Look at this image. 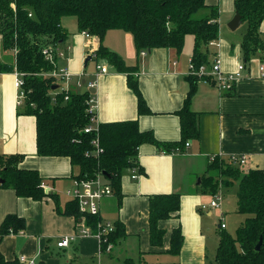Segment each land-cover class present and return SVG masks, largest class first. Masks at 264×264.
<instances>
[{
    "label": "crops",
    "instance_id": "crops-1",
    "mask_svg": "<svg viewBox=\"0 0 264 264\" xmlns=\"http://www.w3.org/2000/svg\"><path fill=\"white\" fill-rule=\"evenodd\" d=\"M206 3L216 4L218 8V37L214 44L210 43L207 47L209 61L212 62L213 57L219 55L223 72L236 71L238 65L244 63L242 77L229 92L220 91L210 77L198 78L190 109L197 118L199 138L188 139L189 144L183 151L165 153L151 143L139 146L138 163L144 172L141 170L137 178H132L131 169L124 170L121 176V203H118L114 193L100 202L101 220L112 223L120 220L125 227V237L118 245L104 252L100 241L92 235H80L68 247H57V240L77 231L78 220L60 214L49 195L41 200H33L17 196L10 187L0 186V224L7 214L12 213L21 216L25 222L23 229L9 231L1 237L0 252L5 258L24 257L25 260H33V264H111L114 258L121 256L136 260L143 252L147 262L160 264L175 259L162 251L169 247L170 233L179 224L184 236L177 257L180 264H212L206 247V216L201 213L206 211L209 216L212 208H201L202 204L209 202L202 200L201 180L198 181V178L214 156L244 154L245 167L264 169V77L260 76L258 67L261 63L256 56L247 63L243 61L240 49L243 31L235 37L220 35V28L228 24L236 13L233 0H206ZM202 11L203 16L209 13L208 9ZM240 25L234 30L225 27L236 31ZM260 29L264 31V19ZM108 32L111 33L110 38H107ZM191 37L189 52L152 48L145 49L142 54L137 53L129 32L109 29L105 33L101 42L119 53L127 64L136 65L133 73L150 109V113L146 114L138 115L137 97L127 84L125 72L117 71L105 59H95L107 65L108 70L94 78L98 71L97 63L91 69L88 64L94 59L95 49L100 42L97 36L87 37L83 32L71 36L68 32L61 44L67 59H57L56 66H66L72 74L68 88L87 90L94 96L98 123L136 119L139 128L151 130L157 140L176 141L180 138V118L176 112L182 107L189 90L186 77L193 46ZM9 52L12 60L0 48V62L14 63V50ZM89 54L91 57L85 62ZM79 78L86 82L95 79L96 84L92 88L78 87ZM15 81L13 72L0 71V154H24L21 165L38 170L50 193H56L60 206H63L67 200H71L65 190L72 186L78 167L72 165L68 157L37 155L35 117L17 113L21 103ZM231 188L235 194L236 187ZM171 192L180 193L178 216L159 221V226L165 230L163 243L161 246H151L149 197ZM80 220L85 223L84 215ZM214 238L215 250L218 240L216 233Z\"/></svg>",
    "mask_w": 264,
    "mask_h": 264
},
{
    "label": "trees",
    "instance_id": "trees-1",
    "mask_svg": "<svg viewBox=\"0 0 264 264\" xmlns=\"http://www.w3.org/2000/svg\"><path fill=\"white\" fill-rule=\"evenodd\" d=\"M235 12L246 24L240 49L243 61L254 56L264 64V31L260 29L264 19V0H233ZM208 9L203 17H193L199 10ZM73 16L79 32L95 35L100 42L94 59H105L114 69L127 74V84L137 97L138 115L150 113V109L134 76L136 65H129L117 52L101 41L109 29H122L132 36L137 53L152 48H173L179 53L187 34L193 36L191 62L196 68L210 64L211 42L218 37V8L206 0H0V44L3 51L15 50L14 63L0 62V71L22 73L24 98L18 114L33 115L36 126V153L39 156L68 157L78 167L76 178H91L102 173L112 186L121 203V176L124 170L137 167L138 148L142 143L154 144L165 153L183 151L188 139L199 138L195 113L190 109L191 97L200 77L187 74L189 90L182 107L177 110L180 118V138L176 141H159L151 130H141L136 119L98 123L97 133L85 132L90 123L86 111L89 92L64 88L47 75L54 66L45 59L42 50L47 45L61 47L68 32L61 20ZM204 47V48H203ZM57 60L58 58L55 57ZM211 78V77H210ZM97 138L102 152L86 156L94 148ZM24 154H0V186L10 187L20 197L41 200L49 195L60 214L80 219L82 213L75 200H67L63 206L56 193L45 192L43 177L38 170L21 165ZM143 171V170H142ZM144 172V171H143ZM201 193L215 195L221 187H236L235 211L243 219L233 234L225 229L216 231L217 244L212 264H264V169L247 168L245 164H233L230 157L214 156L200 176ZM180 210V193H160L149 197V242L161 246L165 230L159 221L177 217ZM85 223L94 231L100 215L84 216ZM25 226L24 219L7 214L0 224V239L9 231L16 232ZM113 230L101 244L118 245L125 237L124 224L113 222ZM184 236L181 226H175L169 238V247L162 253L175 257L160 264H180L179 256ZM260 241V246L256 245ZM0 264H22L18 258L7 259L0 252ZM111 264H150L141 252L134 260L129 256L116 259Z\"/></svg>",
    "mask_w": 264,
    "mask_h": 264
},
{
    "label": "built area",
    "instance_id": "built-area-1",
    "mask_svg": "<svg viewBox=\"0 0 264 264\" xmlns=\"http://www.w3.org/2000/svg\"><path fill=\"white\" fill-rule=\"evenodd\" d=\"M87 37H89V34L85 33ZM211 44H214V42H211ZM90 49V48H89ZM15 53V50H14ZM42 53L45 56V59L53 64L54 68L46 73L47 75L54 78V80L59 83L62 87H67V82L70 81L72 78V74L68 70L66 66H56V59H67L65 57V50L61 47H54L52 45H47L43 48ZM142 54H144V50L141 51ZM95 55V53H94ZM89 56H91L89 54ZM96 68L98 71L95 73V79L96 77L101 74L105 73L108 68L107 65L104 64H97ZM259 73L261 77H264V64H259ZM188 74H195L197 76H210L213 80L215 85L220 91L223 92H229L233 89L235 82L242 77V70L244 69V63H240L237 67L236 71L233 72H223L221 67V59L219 55H215L213 57L212 62L206 67V64L198 66L196 68L194 64L189 61V67H188ZM16 77L15 85L17 89L19 90L18 94V101L19 104L22 103L24 98V91L22 90V73L18 71H13ZM92 80L89 82H86L85 80H82L79 78V81H77V86L82 87L86 86V88H92L95 86L96 81ZM82 80V81H81ZM87 114L89 116L90 123L84 128L85 132H95L97 133L98 130V121L96 118V112H95V99L94 96L89 95V98L87 100V107H86ZM94 144V148L92 151H87L86 156H95L97 157L101 152L102 148L99 146L97 138H95L92 142ZM189 144V141L185 142V147H187ZM175 152H181L180 150H176ZM230 161L233 164H239L243 165L246 163V156L244 154H231L229 155ZM132 171L131 177L137 178L138 177V171L137 167L130 168ZM45 192H50L49 188L46 187L44 183H42ZM66 195L71 199L75 200L77 202L78 208L81 211L82 215H99L100 213V202L103 198L109 197L113 195V189L112 186L109 184V181L106 179V177L100 173L97 172L95 176L91 178H75L73 180L72 186L67 188L65 190ZM220 201L221 196L216 195L215 198H212L208 204H202V209H209V208H219L220 207ZM222 214V213H221ZM220 221L222 220L221 216L219 217ZM78 226L77 231L75 233H72L70 235L62 236L59 240L56 242V246L60 248L68 247L72 241L76 239V237L80 235H92L95 236L100 243L105 240L106 235L110 231L113 230L114 226L113 223L109 220H99L97 222L96 230H92L90 228V225L84 223V221L78 219ZM220 227H225V224L220 222ZM112 248V244L108 242L106 244L105 251H109ZM20 262L25 264H33V260H25L24 257H20Z\"/></svg>",
    "mask_w": 264,
    "mask_h": 264
},
{
    "label": "rangeland",
    "instance_id": "rangeland-1",
    "mask_svg": "<svg viewBox=\"0 0 264 264\" xmlns=\"http://www.w3.org/2000/svg\"><path fill=\"white\" fill-rule=\"evenodd\" d=\"M202 12H203L202 9L197 11L196 13L193 14V17H196V18L197 17H203ZM61 23H62V26L67 29V31L69 32V34L71 36L76 35V34H80V32L77 29V21H76L75 17L65 16L62 18ZM225 26H227V23L225 24ZM225 26L220 28V32H221L220 35H222V37H226V38L238 36L241 33V31H244V29L246 28L245 23L241 24L240 27L236 31L228 30V28ZM110 34L111 33L108 32L107 38H110V36H111ZM191 40H192L191 35L187 34L185 36V39H184V46H183L182 50H187L188 52L190 51ZM0 48H1V44H0ZM5 54H6V56H8V59L12 60V54L9 51H5ZM99 61L100 60L92 59L91 61H89L88 68L91 69V66L94 65V63L95 64L96 63L101 64ZM208 65L209 64H206V67H208ZM70 82H71V80L68 81L67 83H70ZM82 87H85V86H82ZM221 190L223 193L221 192ZM200 194L203 196L202 197L203 202H209L212 198H215L216 195L221 196L219 208H212L210 210L209 216L206 215V211L201 212L202 215L206 216V217H204V227H206V231H207V235H208L206 247H207V251H208V257L210 259H212L211 257H213L214 245L216 242L215 238H214L216 231L219 228H222V229H225L226 231L230 232L231 234H233L235 231V228L237 227L238 223L243 219V217H242V215L236 213V211H235V194H234V189H232L231 187H229V188L221 187L218 190V192L213 196H210L207 193H200ZM222 198H223V200H222ZM220 216L222 218L221 221L219 219ZM220 222L224 223L225 227H220L219 226ZM123 257L124 256H121V258H123Z\"/></svg>",
    "mask_w": 264,
    "mask_h": 264
},
{
    "label": "water",
    "instance_id": "water-1",
    "mask_svg": "<svg viewBox=\"0 0 264 264\" xmlns=\"http://www.w3.org/2000/svg\"><path fill=\"white\" fill-rule=\"evenodd\" d=\"M242 22L241 20V16L240 14H238L237 12L235 13V15L233 16V18L228 22L227 26L231 29L234 30L236 27H238L240 25V23ZM91 56H87L85 62H87L90 59ZM3 179L0 178V182H2ZM198 181H200V178H198ZM260 246V241L259 243L256 245V249H258Z\"/></svg>",
    "mask_w": 264,
    "mask_h": 264
}]
</instances>
